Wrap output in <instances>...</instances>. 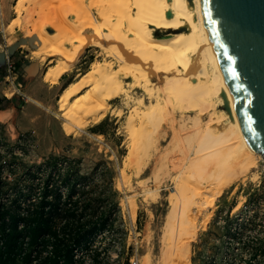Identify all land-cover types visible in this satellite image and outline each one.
Returning <instances> with one entry per match:
<instances>
[{"label":"rangeland","instance_id":"1","mask_svg":"<svg viewBox=\"0 0 264 264\" xmlns=\"http://www.w3.org/2000/svg\"><path fill=\"white\" fill-rule=\"evenodd\" d=\"M17 1L0 0V109L16 107L14 119L7 123L0 120V205L17 189L30 191L28 199L36 195L34 199L39 201L46 190L53 203L58 191L65 199L75 190L74 199L80 200L77 213L85 215L82 219L94 233L90 249L83 245L75 264H131L133 258L140 264H165L169 198L177 182H203L201 196L209 201L215 197V207L205 225L198 222L190 264H204L208 259L217 264H264V160L259 157L256 166L244 173L227 160L209 180L206 169L200 170L217 160L212 156L197 164L195 173L189 172L185 156L200 144L201 130L207 128L212 110L195 124L192 118L197 114L191 107L185 108L189 113L177 109L170 113L166 109L161 119L164 122L144 127V118L138 117L136 129L132 130L128 121L139 105V97L144 96L147 103L156 100L131 85H126L127 95L110 101L99 120H89L82 129L68 131L59 105L62 92L95 63L105 61L120 68L122 61L111 50L90 46L71 72L51 83L44 74L59 56L48 53L42 59L38 44L45 32L50 35L61 31L66 39L75 35L74 26L79 24L84 10L82 2L92 9L108 7L110 14L114 13L113 2L80 0L79 5L78 0H21L17 9ZM66 6L70 11L64 13L69 19L61 14ZM51 18L65 25L56 28ZM58 47V43H50L47 50ZM159 100L166 105L164 94ZM219 109L223 107L216 105L213 110ZM5 115L9 112L1 114V118ZM132 148L136 152L128 161ZM52 157L59 159L56 169L48 167ZM104 221L106 224L97 230ZM47 254L48 250H44L38 257Z\"/></svg>","mask_w":264,"mask_h":264},{"label":"bare ground","instance_id":"2","mask_svg":"<svg viewBox=\"0 0 264 264\" xmlns=\"http://www.w3.org/2000/svg\"><path fill=\"white\" fill-rule=\"evenodd\" d=\"M20 2L21 0H18L15 5L17 9H20ZM77 2L80 5V0ZM112 2L113 9H110L114 11L113 14L107 12L108 7L101 9L99 6L94 8V11L82 2L84 6L81 3L80 7L84 10L81 12L82 17L80 16L77 28L74 26L75 35H68L69 38L66 39L60 29L57 34L48 35L45 32L46 36H42L43 40L38 44V52L43 54L42 59H45L48 53L59 56L58 62L52 64L44 74L45 80L51 83H57L61 77L71 72L90 46L111 50L122 61L120 68L114 67L112 63H104L105 61L95 63L79 80L66 87L59 101L65 119L64 127L68 131L74 128L82 129V125L87 121L99 120L106 113L110 101L126 94V85H131L143 89L145 94L156 100L147 103L144 96L139 97V105L128 121L132 130L136 129L135 122L138 117L144 118V127L148 124L157 126L166 109L170 110V113L176 109L189 113L191 111H186L185 108L191 107L197 114L192 118L195 124L201 123L202 115L212 110L209 122H206L207 128L200 129L201 132L204 131L200 144L187 155L185 152L184 164L189 172L195 173L194 167L203 161L207 162L204 159L212 156L215 159L217 157V160L209 164V167L207 165L208 168H204L205 165L202 166L203 170L201 166L197 167L201 172L206 169L205 172L209 175L206 178L209 180L221 171L227 160L239 166V172L243 173L255 167L259 157L264 160L262 152L253 151L248 146L205 27L200 0H191V4L189 0ZM69 3L74 7V2ZM76 6L79 7L78 4ZM65 10L62 15L70 11L68 7ZM67 14L62 17L67 19ZM56 21L52 22L56 28L64 24ZM66 21L68 20H65L66 24L72 25L70 21ZM71 27L73 29V26ZM42 29L43 27L41 31ZM50 43H58L59 47L56 50H47ZM125 78L131 80L125 82ZM161 94L165 96L164 106L161 99L159 100ZM143 105L146 106L145 109L141 107ZM216 105L222 106L223 109L213 110ZM214 125L218 128H214ZM173 126V130L178 133V128ZM206 144L209 145L206 147ZM209 148V152L204 153ZM135 152V148L128 152V161L133 160ZM199 177L203 178L202 175ZM201 183L203 182H177L178 187H175L174 194L169 198L171 207L166 216L165 234L168 249L163 254L165 264L191 262V245L200 227L198 222L205 225L211 217L212 208L215 207V197L209 201L201 196ZM220 192L221 190L218 191Z\"/></svg>","mask_w":264,"mask_h":264},{"label":"water","instance_id":"3","mask_svg":"<svg viewBox=\"0 0 264 264\" xmlns=\"http://www.w3.org/2000/svg\"><path fill=\"white\" fill-rule=\"evenodd\" d=\"M248 146L264 155V0H200Z\"/></svg>","mask_w":264,"mask_h":264},{"label":"trees","instance_id":"4","mask_svg":"<svg viewBox=\"0 0 264 264\" xmlns=\"http://www.w3.org/2000/svg\"><path fill=\"white\" fill-rule=\"evenodd\" d=\"M58 160L50 158L48 167L58 168ZM46 193L39 201L36 195L28 199L30 191L17 189L0 205V264H75L83 245L90 249L94 233L85 225V215L77 213V192L71 190L63 199V192L58 191L54 203ZM44 250L47 256L39 259ZM204 264L217 263L208 259Z\"/></svg>","mask_w":264,"mask_h":264},{"label":"crops","instance_id":"5","mask_svg":"<svg viewBox=\"0 0 264 264\" xmlns=\"http://www.w3.org/2000/svg\"><path fill=\"white\" fill-rule=\"evenodd\" d=\"M63 78V77H61ZM4 112H9V115H5L4 118H1V114H4ZM16 116V107L15 106H11L5 109H0V120H2V122L7 123L9 122L11 119H14V117Z\"/></svg>","mask_w":264,"mask_h":264},{"label":"built area","instance_id":"6","mask_svg":"<svg viewBox=\"0 0 264 264\" xmlns=\"http://www.w3.org/2000/svg\"><path fill=\"white\" fill-rule=\"evenodd\" d=\"M9 66H10V68H13V65H12V64H10ZM15 68H16V67H15ZM131 264H140V263H139V260H138V259L133 258Z\"/></svg>","mask_w":264,"mask_h":264}]
</instances>
